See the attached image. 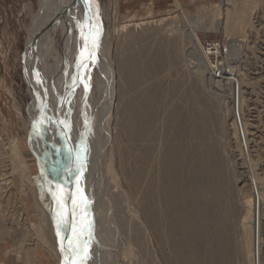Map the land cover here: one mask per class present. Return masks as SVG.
<instances>
[{
  "label": "rangeland",
  "instance_id": "obj_1",
  "mask_svg": "<svg viewBox=\"0 0 264 264\" xmlns=\"http://www.w3.org/2000/svg\"><path fill=\"white\" fill-rule=\"evenodd\" d=\"M237 1L180 0L202 43L215 49L210 54L213 64L233 69L241 78V114L254 163L263 162L255 163V170L260 173L257 174L259 187L264 192V0H240L243 4ZM231 4L248 11V23L241 34H227L223 29L225 9L232 7ZM89 5L100 14L99 43L104 46L106 55L115 57V105L112 123L101 134L102 148H96L100 150L97 151L100 163L97 159L95 162L99 165H92L96 173L92 166L88 165L87 169L88 173H95L91 186L98 208L93 202L88 203L90 213L86 215L88 225L92 224L89 225L91 234L88 232L91 239L88 237L89 244L81 247L78 258L82 264H179L163 242V237L169 233L168 203L158 194L164 186L163 160L176 168L180 180L186 181L200 159L204 169L199 174L208 187L204 190L203 202L211 206L213 213L207 233L209 254L204 264H250L244 249V224L252 221L258 225V214L234 126L232 83L226 79L216 82L222 77L214 82L211 78L214 74L208 68L203 67L204 71L199 73L187 65L177 46L183 41L185 48L190 45L187 35H181L183 12L175 6L174 0H90ZM39 9L40 0H0V264H31L27 250L32 246L36 247L33 264H59L38 231L40 225H50L42 210L43 207L48 209L45 204L51 199L41 177L39 158L30 143L36 124L33 123V93L26 79L25 59L29 31ZM61 42L62 35L58 33L57 47L63 53ZM128 53L132 54L133 62L130 61L126 69L119 67L120 60ZM50 63L55 67L54 58ZM90 65L94 66L92 61ZM123 116L133 120L139 116L140 122H131L126 127ZM13 140L20 144L29 164L31 177L39 189V201L11 158L6 143ZM213 152L221 160V176L217 180L207 170ZM90 155L91 149L85 157L82 173ZM139 171L143 172L140 177ZM135 180L139 181V186L132 184ZM215 184L219 185V190L213 194L209 187ZM107 200L113 201L110 202L112 208ZM157 205L164 213L161 224L152 222L148 215L151 210L157 212ZM115 217L116 224L112 221ZM260 218L264 264V208ZM47 226L50 232L51 227ZM100 236L105 238V244ZM173 238L179 240L180 235L175 233ZM94 241H98L99 246ZM104 245L112 256L106 254L105 261H100L95 246L105 249ZM216 256L218 261H215ZM194 260L195 264H201Z\"/></svg>",
  "mask_w": 264,
  "mask_h": 264
},
{
  "label": "bare ground",
  "instance_id": "obj_2",
  "mask_svg": "<svg viewBox=\"0 0 264 264\" xmlns=\"http://www.w3.org/2000/svg\"><path fill=\"white\" fill-rule=\"evenodd\" d=\"M89 1L90 0H40V9L34 15L26 50L25 74L29 88L33 93V123L36 124L33 130L34 133L31 134L30 143L33 146L35 154L39 158L41 177L45 181L44 183L47 184L46 187L49 190L51 199L50 202L45 204L48 209L46 210L45 207H43L44 210H42V214H47L48 216L46 220L49 219V223L47 221V224H50V232L46 230L47 228L45 226L47 225H40L38 231L42 234L41 238H43L46 246L52 251L51 253L59 260V264H82L81 260L78 258L80 256H77V254H80L81 247L83 248L85 244H89L88 237L91 234L89 232V225H92H88L87 222L86 213L90 210V204L88 203L91 201L93 205H98L97 197L95 199L93 193L94 188L91 186L94 182L93 180L96 173L95 167L99 165L98 163L95 165L98 157L97 151H100L99 148L98 150H96V148H102V146H100L102 145L101 134L107 131L114 117L111 115L115 105L114 74L116 73L113 63L115 57L112 58L106 55V51L103 49L104 46L100 45L101 42L99 43L102 29L101 18L100 14L96 12V9L91 8ZM174 3L178 9H182V19H184V22H182L183 25L180 29L182 31L181 35H187L186 37L190 45L188 48H185L183 41L177 46L180 47L179 50L185 57L186 63L188 62L187 65L196 68V71H199V73L200 71L201 73L204 71L203 67L208 68L209 71L214 74H211V78L212 80L214 79V82L215 79L222 77L223 79H217L216 82H221L226 79V82H230L233 85L234 103L232 106L234 126L236 127V134L240 141V148L242 151V153L241 151L240 153L244 155L245 167L248 168V170H246L248 171L250 188L252 187L255 193V207L256 213L258 214V220L256 222L258 225H255V222L252 223V221L244 224L246 229V248L244 249H246L250 264H262L261 250L263 235L260 231V216L264 208L262 206L264 202V192L261 191L259 187L261 186L259 185L261 183L258 179L260 173H256L257 170H255L256 162L254 163L250 153V145L248 144L245 127L246 124L243 121V114H241V78L234 73L233 69H225L221 64H213L210 59V54H212L215 49L208 48L202 43L196 27L191 22L189 15L184 11L180 0H174ZM240 5L239 3L238 6ZM238 6H226V17L223 29L227 34H241L245 31V27L247 26L248 11L246 8L239 9ZM58 33L62 35L61 48L63 53H61L60 49L57 47ZM138 54L140 55V52ZM101 55L103 56L102 59L100 58ZM52 58L55 60V67L50 63ZM131 59L134 60L132 54L128 53L120 60L119 67L121 66V68L123 67L126 69L129 67ZM90 61H92L94 66L90 65ZM216 71L220 73L216 74ZM222 74H225V77ZM127 113L129 112L127 111ZM124 116L123 118H125V120H122L127 123L126 127L131 122L137 124L140 122L138 119L139 116L135 117L134 120L131 117L128 118L129 116ZM95 143L98 145L96 146ZM6 146L9 149L11 158L16 162L15 167L21 172L22 179L32 188L36 200L39 201V189L35 180L31 177L29 164L23 155L20 144L16 140H13L10 143L7 142ZM90 149L91 157L84 170L85 172L82 173V168L84 169V160L85 157L89 156ZM11 158L9 159L10 161L12 160ZM259 158L256 159L259 160ZM220 161L217 153L215 154V152H213L211 158L212 163L207 170H209L208 173L210 176L216 180L221 176ZM258 162L263 164L260 160ZM258 162L256 164H258ZM6 163L7 162H5V164ZM93 164L95 167L92 166ZM88 165L89 167L92 166L95 168V170L92 168L95 172H93L94 175L93 173L90 174V172H87L89 170ZM195 167V169L189 173L186 181H182L180 180L176 168L172 167L171 163L169 164L166 159L163 160L162 180L164 186L160 193L157 192L160 194V197L163 196L161 200L163 201L164 198L168 203L166 222L169 233L163 237V242L166 246L170 247L178 258L179 264H195L194 259L204 264L209 254V239L207 233L213 213L211 206L204 205L203 202L204 190L208 187L203 183L202 177H200L199 174V171L204 169L200 159L197 160ZM262 169H264V167ZM139 173L140 174L137 175L140 177L143 172L139 171ZM83 174L85 176H83L82 179ZM181 174L183 175V173ZM96 180L98 179L96 178ZM138 183L139 181L135 180V183L133 182L132 184L137 186ZM209 188L213 194H215L219 190V185L215 184ZM109 200H107V202ZM110 202H108V205L112 208L113 205L111 206L112 203L110 204ZM38 205L40 206V204ZM157 206V212L151 210L148 215L152 222L155 221L157 224H161L163 223L161 218L164 216V213L162 209L159 208V205ZM96 208H98V206ZM116 211H119V209H116ZM93 212L95 213V211ZM98 218H100V216ZM41 219L44 223V219ZM90 221L91 220H89V223ZM112 221H114V224L118 222L116 217ZM252 224L254 226H252ZM115 228L114 231L117 230V226ZM51 232L53 237L50 235ZM93 233L94 232H92V234ZM175 233L180 235L179 240L173 238ZM89 238L91 239V236ZM100 238L105 244L106 242L103 240L104 237L102 238L100 236ZM94 243H97V246H99L98 241H94ZM97 246L95 247L99 252L97 251L96 254L100 261L101 259L104 260L106 254L112 256L111 252L108 251L109 249L106 251V247H108L109 244L108 246L104 245L105 249H100L99 247L98 249ZM35 248L36 247L32 246L27 250V259L31 264H33ZM76 259H79L80 262L77 263ZM215 261H218V256H216Z\"/></svg>",
  "mask_w": 264,
  "mask_h": 264
},
{
  "label": "built area",
  "instance_id": "obj_3",
  "mask_svg": "<svg viewBox=\"0 0 264 264\" xmlns=\"http://www.w3.org/2000/svg\"><path fill=\"white\" fill-rule=\"evenodd\" d=\"M220 72L219 71H216V74H219Z\"/></svg>",
  "mask_w": 264,
  "mask_h": 264
}]
</instances>
